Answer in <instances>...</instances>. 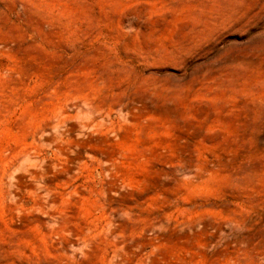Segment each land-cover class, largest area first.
Returning <instances> with one entry per match:
<instances>
[{"label":"rangeland","instance_id":"obj_1","mask_svg":"<svg viewBox=\"0 0 264 264\" xmlns=\"http://www.w3.org/2000/svg\"><path fill=\"white\" fill-rule=\"evenodd\" d=\"M0 264H264V0H0Z\"/></svg>","mask_w":264,"mask_h":264}]
</instances>
